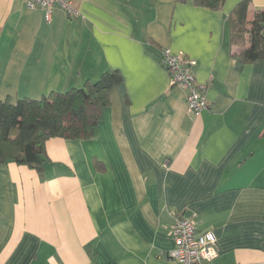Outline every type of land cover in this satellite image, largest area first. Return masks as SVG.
<instances>
[{
  "label": "crops",
  "instance_id": "crops-1",
  "mask_svg": "<svg viewBox=\"0 0 264 264\" xmlns=\"http://www.w3.org/2000/svg\"><path fill=\"white\" fill-rule=\"evenodd\" d=\"M241 1L75 0L47 20L0 0V101L123 77L93 139L49 140L43 174L0 166V264H174L177 215L213 232L212 264H264V61L244 65L231 46ZM251 1L250 20L264 11ZM166 49L197 61L198 118L160 63Z\"/></svg>",
  "mask_w": 264,
  "mask_h": 264
},
{
  "label": "trees",
  "instance_id": "trees-1",
  "mask_svg": "<svg viewBox=\"0 0 264 264\" xmlns=\"http://www.w3.org/2000/svg\"><path fill=\"white\" fill-rule=\"evenodd\" d=\"M193 5L219 11L226 0H191ZM187 3L189 0H176ZM251 0L241 1L231 12L227 26L231 46L239 50L242 64L264 61V11L249 19ZM123 83L119 71L104 73L97 82L80 89L52 93L40 100L0 101V166L10 163L43 174L50 163L46 144L62 138L71 141L95 137L102 112L111 105V92Z\"/></svg>",
  "mask_w": 264,
  "mask_h": 264
},
{
  "label": "built area",
  "instance_id": "built-area-1",
  "mask_svg": "<svg viewBox=\"0 0 264 264\" xmlns=\"http://www.w3.org/2000/svg\"><path fill=\"white\" fill-rule=\"evenodd\" d=\"M74 1L24 0L29 9L44 10L47 20H50L55 7H60L67 14L73 15ZM160 63L170 75L171 86L187 93V107L191 115L198 118L209 109L208 88L199 83L195 75L196 60L184 53H174L166 49L161 54ZM171 232L175 247L170 253V258L174 264H212L217 259L219 252L213 232L200 233L197 230V224L182 215L174 217Z\"/></svg>",
  "mask_w": 264,
  "mask_h": 264
}]
</instances>
